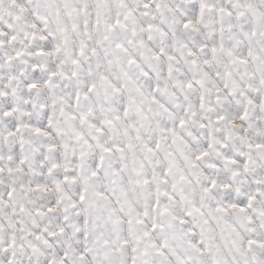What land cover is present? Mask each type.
Segmentation results:
<instances>
[{"label":"snow or ice","instance_id":"1","mask_svg":"<svg viewBox=\"0 0 264 264\" xmlns=\"http://www.w3.org/2000/svg\"><path fill=\"white\" fill-rule=\"evenodd\" d=\"M0 264H264V0H0Z\"/></svg>","mask_w":264,"mask_h":264}]
</instances>
